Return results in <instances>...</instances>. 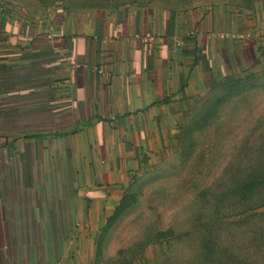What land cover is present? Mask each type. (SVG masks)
<instances>
[{"label": "crops", "instance_id": "0c3cea01", "mask_svg": "<svg viewBox=\"0 0 264 264\" xmlns=\"http://www.w3.org/2000/svg\"><path fill=\"white\" fill-rule=\"evenodd\" d=\"M207 2L0 8V264H90L132 166L223 77L264 69V0L247 19Z\"/></svg>", "mask_w": 264, "mask_h": 264}, {"label": "rangeland", "instance_id": "374dc122", "mask_svg": "<svg viewBox=\"0 0 264 264\" xmlns=\"http://www.w3.org/2000/svg\"><path fill=\"white\" fill-rule=\"evenodd\" d=\"M114 1L120 0H0V8L35 14ZM121 1L173 12L203 2ZM254 3L217 0V7L247 19ZM124 197L131 206L97 256L105 224L99 227L90 264H264V69L225 76L199 98L175 121L166 146L127 172L120 197L107 199L112 206Z\"/></svg>", "mask_w": 264, "mask_h": 264}, {"label": "trees", "instance_id": "16d2710c", "mask_svg": "<svg viewBox=\"0 0 264 264\" xmlns=\"http://www.w3.org/2000/svg\"><path fill=\"white\" fill-rule=\"evenodd\" d=\"M130 2H123V1H117L108 3L101 7H91V8H111V7H117L119 5H124ZM137 4V3H135ZM132 202L129 201L127 197H124L118 207L116 208L114 214L108 219L106 226L104 227L97 246V256L101 253V243L105 237V235L108 233V231L111 229V227L114 225V223L119 219V217L131 206Z\"/></svg>", "mask_w": 264, "mask_h": 264}, {"label": "built area", "instance_id": "2783aa9c", "mask_svg": "<svg viewBox=\"0 0 264 264\" xmlns=\"http://www.w3.org/2000/svg\"><path fill=\"white\" fill-rule=\"evenodd\" d=\"M149 38H150V35L147 36V39H149Z\"/></svg>", "mask_w": 264, "mask_h": 264}]
</instances>
